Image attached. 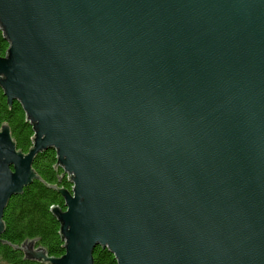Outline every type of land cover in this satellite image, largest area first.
Returning <instances> with one entry per match:
<instances>
[{
	"label": "water",
	"instance_id": "water-1",
	"mask_svg": "<svg viewBox=\"0 0 264 264\" xmlns=\"http://www.w3.org/2000/svg\"><path fill=\"white\" fill-rule=\"evenodd\" d=\"M0 87L34 131L0 128L5 209L57 153L72 189L46 264H264V0H0Z\"/></svg>",
	"mask_w": 264,
	"mask_h": 264
},
{
	"label": "trees",
	"instance_id": "trees-1",
	"mask_svg": "<svg viewBox=\"0 0 264 264\" xmlns=\"http://www.w3.org/2000/svg\"><path fill=\"white\" fill-rule=\"evenodd\" d=\"M9 42L0 28V56L6 55ZM3 123L11 127L18 149L28 152L33 146L34 131L26 120V114L18 101L9 105L0 87V128ZM39 179L24 188L8 203L4 213L6 230L0 242V264H46L26 257L16 246L37 241L36 246L46 249L50 256L59 257L65 253V242L61 237V224L52 208L65 209L64 198L58 188L72 189L67 175L57 166V153L49 149L40 153L33 163ZM58 187V188H57ZM94 264H118L113 253L98 246L94 250Z\"/></svg>",
	"mask_w": 264,
	"mask_h": 264
}]
</instances>
